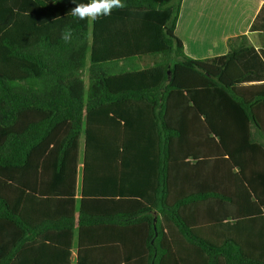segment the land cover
Here are the masks:
<instances>
[{
  "label": "trees",
  "instance_id": "16d2710c",
  "mask_svg": "<svg viewBox=\"0 0 264 264\" xmlns=\"http://www.w3.org/2000/svg\"><path fill=\"white\" fill-rule=\"evenodd\" d=\"M123 2L93 22L72 0H0V255L264 264V6L258 46L194 59L181 0Z\"/></svg>",
  "mask_w": 264,
  "mask_h": 264
},
{
  "label": "crops",
  "instance_id": "0c3cea01",
  "mask_svg": "<svg viewBox=\"0 0 264 264\" xmlns=\"http://www.w3.org/2000/svg\"><path fill=\"white\" fill-rule=\"evenodd\" d=\"M264 6V0H181L176 24V35L182 41L185 53L194 59L225 55L228 39L246 34L258 46L257 33L251 26ZM155 163L148 184L157 186L159 180V151H155ZM141 176L139 184L145 186ZM80 183V182H79ZM80 184H78L79 187ZM80 187L77 198L80 199ZM157 217V213H153ZM77 251L73 252V260ZM7 253L0 255V264H7Z\"/></svg>",
  "mask_w": 264,
  "mask_h": 264
},
{
  "label": "clouds",
  "instance_id": "9594fccd",
  "mask_svg": "<svg viewBox=\"0 0 264 264\" xmlns=\"http://www.w3.org/2000/svg\"><path fill=\"white\" fill-rule=\"evenodd\" d=\"M75 3L70 11V14L78 20H88L95 22L101 17L110 16L113 9H123L127 5L123 0H88L87 3ZM73 32L72 29L65 28L61 33V39L65 43H70L72 40Z\"/></svg>",
  "mask_w": 264,
  "mask_h": 264
},
{
  "label": "water",
  "instance_id": "95a60500",
  "mask_svg": "<svg viewBox=\"0 0 264 264\" xmlns=\"http://www.w3.org/2000/svg\"><path fill=\"white\" fill-rule=\"evenodd\" d=\"M156 221V220H155Z\"/></svg>",
  "mask_w": 264,
  "mask_h": 264
}]
</instances>
